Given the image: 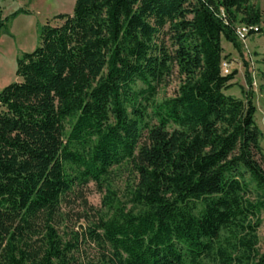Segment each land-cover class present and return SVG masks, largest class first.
I'll use <instances>...</instances> for the list:
<instances>
[{
  "label": "trees",
  "instance_id": "1",
  "mask_svg": "<svg viewBox=\"0 0 264 264\" xmlns=\"http://www.w3.org/2000/svg\"><path fill=\"white\" fill-rule=\"evenodd\" d=\"M255 1L77 0L42 26L0 92V264H264L263 135L222 69L238 25L263 33ZM123 166L125 202L110 182ZM91 183L109 214L84 231L99 250L85 263L60 229Z\"/></svg>",
  "mask_w": 264,
  "mask_h": 264
},
{
  "label": "rangeland",
  "instance_id": "2",
  "mask_svg": "<svg viewBox=\"0 0 264 264\" xmlns=\"http://www.w3.org/2000/svg\"><path fill=\"white\" fill-rule=\"evenodd\" d=\"M77 0H0V20L19 10L28 15H19L7 24V33L0 38V92L7 86L20 81L16 77L17 59L23 54L32 53L39 46V34L46 24H61L54 18L60 14H72ZM254 4L264 13V0H256ZM242 27L238 25L237 28ZM263 33L248 35L245 39H238L240 51L223 39V63L228 65L229 73L237 72L233 81V88L226 93L238 99H246L251 94L256 107V123L262 132L264 153V21L260 26ZM178 80L171 79L164 84L157 97L162 102L173 97L178 90ZM133 180L131 168L123 166L115 169L111 177V185L121 202L127 201L129 186ZM106 191H99L91 183L85 189H75L63 205L66 223L61 227V234L65 239H72V232L79 234L80 253L82 260H97L99 250L94 242L85 241L84 231L90 225L97 223V214L108 215L103 205ZM93 210V211H91ZM97 212V213H96ZM259 249L264 251V213L262 225L258 233Z\"/></svg>",
  "mask_w": 264,
  "mask_h": 264
},
{
  "label": "built area",
  "instance_id": "3",
  "mask_svg": "<svg viewBox=\"0 0 264 264\" xmlns=\"http://www.w3.org/2000/svg\"><path fill=\"white\" fill-rule=\"evenodd\" d=\"M250 30H251V28H248L246 26H242V27L238 28L237 29L238 39H245L249 35ZM255 31L257 32V29H255ZM222 69H223V73L225 75L229 74L228 65L226 63L222 64Z\"/></svg>",
  "mask_w": 264,
  "mask_h": 264
}]
</instances>
